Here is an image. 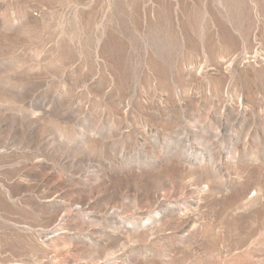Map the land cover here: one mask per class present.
Returning <instances> with one entry per match:
<instances>
[{
  "label": "rangeland",
  "instance_id": "374dc122",
  "mask_svg": "<svg viewBox=\"0 0 264 264\" xmlns=\"http://www.w3.org/2000/svg\"><path fill=\"white\" fill-rule=\"evenodd\" d=\"M0 264H264V0H0Z\"/></svg>",
  "mask_w": 264,
  "mask_h": 264
}]
</instances>
